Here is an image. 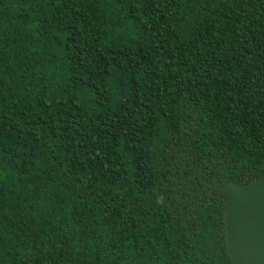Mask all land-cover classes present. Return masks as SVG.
Returning a JSON list of instances; mask_svg holds the SVG:
<instances>
[{"label": "trees", "instance_id": "1", "mask_svg": "<svg viewBox=\"0 0 264 264\" xmlns=\"http://www.w3.org/2000/svg\"><path fill=\"white\" fill-rule=\"evenodd\" d=\"M261 179L264 0H0V264H232Z\"/></svg>", "mask_w": 264, "mask_h": 264}, {"label": "water", "instance_id": "2", "mask_svg": "<svg viewBox=\"0 0 264 264\" xmlns=\"http://www.w3.org/2000/svg\"><path fill=\"white\" fill-rule=\"evenodd\" d=\"M224 204L225 246L232 264H264V179L220 181L209 191Z\"/></svg>", "mask_w": 264, "mask_h": 264}]
</instances>
